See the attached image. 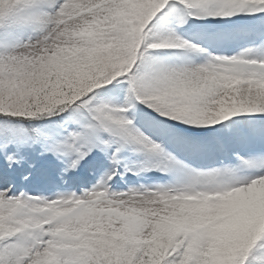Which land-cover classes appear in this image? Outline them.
Segmentation results:
<instances>
[{
	"label": "snow or ice",
	"instance_id": "obj_1",
	"mask_svg": "<svg viewBox=\"0 0 264 264\" xmlns=\"http://www.w3.org/2000/svg\"><path fill=\"white\" fill-rule=\"evenodd\" d=\"M0 264H264V0H0Z\"/></svg>",
	"mask_w": 264,
	"mask_h": 264
}]
</instances>
